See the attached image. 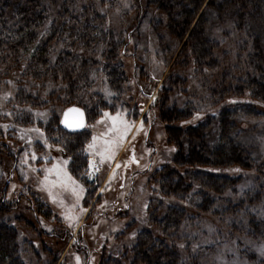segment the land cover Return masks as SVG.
I'll list each match as a JSON object with an SVG mask.
<instances>
[{
    "label": "rangeland",
    "instance_id": "obj_1",
    "mask_svg": "<svg viewBox=\"0 0 264 264\" xmlns=\"http://www.w3.org/2000/svg\"><path fill=\"white\" fill-rule=\"evenodd\" d=\"M77 4H86L89 14L93 5L103 17V27L114 33L113 43L119 44L117 58L123 71V75L119 73L123 84L120 93L108 79L111 74L103 53L107 40L96 35L91 50L77 42L80 48L75 51L80 61L96 62L76 65L81 72L85 67L91 71L88 88L83 83L84 88L77 90L80 100L76 101L80 104L72 103L86 111L88 121L81 131L85 132L86 143L61 127L62 114L71 104L62 78L52 88V78L36 82L24 76L26 63L0 64V199L5 193L7 217L18 232L24 249L20 256L25 264L106 262L109 254L122 255L149 229L159 236L152 215L155 211L156 216L162 214L165 208L152 198V190L156 189L159 197L166 196L159 185L160 173L164 164L172 162L175 145L166 144L169 126L158 127L160 113L169 110L170 101L166 106L161 100L159 106L158 101L164 97L161 90L168 86V77L178 68L175 62L192 27L184 34H172L167 16L146 6V0H82ZM72 22L68 21V25ZM214 33L219 34L216 30ZM232 41L236 42L234 36ZM232 41L226 43L231 66L236 52ZM208 68L216 75L205 71L200 77L191 74L188 83H175L180 105L188 102L198 112L211 108L207 87L214 85L220 69ZM183 85L187 87L181 88ZM55 89L62 91L54 93ZM37 95L39 102H34ZM257 107L259 116L240 117L238 140L253 151L256 162H261L264 104ZM166 124L172 125L173 121ZM214 129L208 140L211 144L217 143L219 130L217 126ZM69 148L83 154L75 159L80 172L77 177L70 170L73 152ZM181 149L185 152L187 147L183 145ZM254 179L250 175L238 186L235 200L257 188L259 184ZM201 201L199 193H193L187 201L188 214L196 218V223L185 227L187 240L180 242L182 262L264 264V239L231 236L214 215L200 214L197 207ZM219 203L215 207L221 208ZM250 213L257 214L258 210ZM229 223L226 219V225ZM160 224L163 220H159ZM242 251L255 255V262L247 260Z\"/></svg>",
    "mask_w": 264,
    "mask_h": 264
},
{
    "label": "trees",
    "instance_id": "obj_2",
    "mask_svg": "<svg viewBox=\"0 0 264 264\" xmlns=\"http://www.w3.org/2000/svg\"><path fill=\"white\" fill-rule=\"evenodd\" d=\"M81 1L0 0V64L11 61L19 66L26 63L24 76L36 82L52 78V88L56 80L62 78L71 102L66 108L80 100L76 93L84 88L82 84L87 88L90 84L91 71L85 67L81 72L76 65L79 62L84 65V61L96 63L93 59L80 61V54L75 51L76 47L80 48L77 42L86 50L94 49L90 44L96 40V35L107 40L103 53L111 74L108 79L118 92H123L119 78L123 71L117 58L119 44L113 43L114 33L103 27V17L93 5L90 4L92 14H89L86 4H77ZM146 3L167 16L172 34H184L192 27L175 62L178 68L168 77V86L161 90L164 97L158 101L159 106L160 100L165 106L168 101L171 104L167 112L160 113L157 125L159 128L169 126L165 143L175 145V153L172 162L161 168L159 185L165 189L166 196L159 197L156 189L152 190V198L165 207L162 214L156 216L155 211L151 218L154 226L158 225L159 236L149 229L122 255L109 254V260L100 264H186L182 262L180 242L187 240L185 227L196 223V218L188 214L187 205L193 193L201 196V204L197 207L200 214L214 215L231 236L264 239V159L256 162L253 151L238 140L240 117L259 116L257 106L264 104V0H146ZM70 20L73 22L68 25ZM215 30L219 34H215ZM67 32L70 37L65 36ZM227 41L235 46L232 66L227 60L230 56L226 51ZM221 47L225 50L219 51ZM208 67L218 70L222 67L214 85L207 87L211 108L198 112L188 102L180 105L175 83L180 80L188 83L191 74L200 77L209 71ZM202 83L207 85L205 81ZM185 87L187 85L181 88ZM34 99L39 102L38 95ZM168 120L173 124L167 125ZM164 121L166 125H162ZM215 125L219 130L217 143L211 144L208 140L213 137ZM65 133L82 143L87 141H84L85 132ZM183 145L187 147L185 152L181 149ZM70 151L73 152L70 170L77 177L80 172L75 159L83 154H79L77 148ZM250 175L259 185L243 193V199L235 200L238 186ZM4 196L5 193L0 199V264H25L20 256L24 249L17 230L7 217L9 207ZM218 202L221 208L215 207ZM253 209L258 213L251 214ZM159 220H163L161 226ZM242 254L249 261L257 259L248 251Z\"/></svg>",
    "mask_w": 264,
    "mask_h": 264
},
{
    "label": "water",
    "instance_id": "obj_3",
    "mask_svg": "<svg viewBox=\"0 0 264 264\" xmlns=\"http://www.w3.org/2000/svg\"><path fill=\"white\" fill-rule=\"evenodd\" d=\"M71 110V111H70ZM87 125L86 111L79 106H71L64 110L61 118V127L70 133L83 131Z\"/></svg>",
    "mask_w": 264,
    "mask_h": 264
},
{
    "label": "bare ground",
    "instance_id": "obj_4",
    "mask_svg": "<svg viewBox=\"0 0 264 264\" xmlns=\"http://www.w3.org/2000/svg\"><path fill=\"white\" fill-rule=\"evenodd\" d=\"M87 121H88V118H87Z\"/></svg>",
    "mask_w": 264,
    "mask_h": 264
},
{
    "label": "snow or ice",
    "instance_id": "obj_5",
    "mask_svg": "<svg viewBox=\"0 0 264 264\" xmlns=\"http://www.w3.org/2000/svg\"><path fill=\"white\" fill-rule=\"evenodd\" d=\"M71 111V110H70Z\"/></svg>",
    "mask_w": 264,
    "mask_h": 264
}]
</instances>
